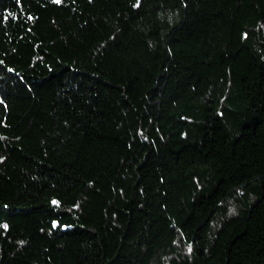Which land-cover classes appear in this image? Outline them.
Listing matches in <instances>:
<instances>
[{
  "label": "trees",
  "instance_id": "16d2710c",
  "mask_svg": "<svg viewBox=\"0 0 264 264\" xmlns=\"http://www.w3.org/2000/svg\"><path fill=\"white\" fill-rule=\"evenodd\" d=\"M0 264H264V0H0Z\"/></svg>",
  "mask_w": 264,
  "mask_h": 264
}]
</instances>
